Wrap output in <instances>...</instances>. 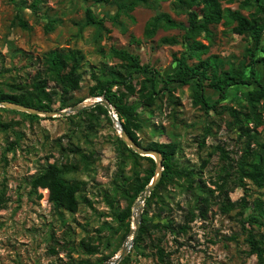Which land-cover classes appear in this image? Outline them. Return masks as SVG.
Returning <instances> with one entry per match:
<instances>
[{
	"label": "rangeland",
	"instance_id": "1",
	"mask_svg": "<svg viewBox=\"0 0 264 264\" xmlns=\"http://www.w3.org/2000/svg\"><path fill=\"white\" fill-rule=\"evenodd\" d=\"M35 1L0 0L1 90L12 94L21 87H30L44 75V57L53 50H80L84 55V80L63 109L59 88L49 82V90L55 93L53 111H66V115L31 114L0 106V194L7 201L0 209V264H106L133 237L138 214L134 207L139 199L132 209L131 231L127 232L118 220L119 212L127 206L121 198V186L137 175L143 176L149 162L130 154L120 142L113 121L71 109L100 98L91 95V88L97 84L94 76H99L103 67L121 64L112 56L113 48L138 55L142 65L155 68L163 78L174 72L176 60L187 48L185 31L160 29L151 39L144 31L158 12L170 14L185 26L188 18L176 13L174 0H159L158 10L137 7L130 15L121 9V0H39L34 11ZM243 2L223 3V8L241 10L248 16L254 8L242 9ZM87 8L104 20V28L85 25ZM18 18L27 22L28 29L19 26ZM235 25L223 21L211 27L212 43L203 59L216 56L219 72L231 65L241 70L249 64V50H255L256 58L264 57V37L257 47L249 36L234 33ZM47 26H51L49 31ZM164 39L176 43H164ZM199 40L209 44L204 35ZM245 74L249 76L248 68ZM256 74L263 84V64H257ZM143 79L140 74L134 75L133 84L139 88ZM257 87L231 88L218 112L206 113L193 104L194 84L161 94L153 107L140 105L142 128L138 135L142 146L150 142L178 144L179 167L193 174L191 178L176 177L158 190L157 198L141 205V222L144 218L153 224H172L176 231H158L142 243L134 242L126 264H257V257L249 255L241 208L224 213L221 202L226 193L219 189L226 178L232 202L245 198L250 208L256 200L264 204V188L248 180L244 186L236 185V164L244 156L249 140L236 125L232 110L246 112V93ZM117 90L115 86L113 91ZM207 94L212 100L218 98L208 87ZM130 101L137 102L138 97ZM28 115L38 118L32 120ZM252 131L262 143L264 126ZM220 147L229 155L228 162L223 160ZM252 147L256 148L253 141ZM53 163L77 166L65 175L67 180L85 183L77 195V213L57 208L47 190L32 188V180ZM182 226L186 231H180ZM251 229L256 234L264 233L259 226ZM84 239H92L99 253L88 255L81 244ZM158 247L166 256L164 263L159 259Z\"/></svg>",
	"mask_w": 264,
	"mask_h": 264
},
{
	"label": "trees",
	"instance_id": "2",
	"mask_svg": "<svg viewBox=\"0 0 264 264\" xmlns=\"http://www.w3.org/2000/svg\"><path fill=\"white\" fill-rule=\"evenodd\" d=\"M103 3H113L115 0H97ZM121 9L124 13L130 15L137 7H147L152 10L159 9V0H121ZM166 1V0H162ZM234 0H174L173 7L177 14H185L188 18V25L175 20L170 14L158 12L146 25L144 35L146 38H153L160 29L175 30L181 29L185 31L184 38L187 42L186 50L176 60L178 62L177 69L170 73L166 78L159 75V72L149 66L142 65L141 59L124 49H112V56L121 62L120 65L100 70L99 76H94L97 84L91 88V95L95 97H103L115 110L123 129L128 137L139 147L147 150H154L162 157V175L155 185L154 190L146 199L149 204L153 198L158 197V190L169 183L176 177L191 178L193 172L186 171L179 167L176 160L178 153V144L174 142L160 143L150 142L146 146H142L139 139V131L142 128V119L138 112L140 105L145 107H153L156 99L165 92L172 93L177 86L195 85L196 90L193 95V104L200 107L206 113L210 111L218 112L219 104L229 95L230 89L236 86L257 84L256 89H252L246 93L247 101L246 112H238L232 110L233 118L236 125L242 132V135L248 138L249 142L244 151V156L236 164V175L238 186H244L245 181H252L257 187L264 188V141L258 142L253 136V129L264 126V83H260L257 79L256 66L263 64L264 57L256 58V52L250 51L249 64L245 65L241 70H237L233 65L227 70L219 72V61L216 56L203 59L210 50L212 43L211 27L219 25L223 21L229 24L235 23L234 33L243 36H249L256 46H260L264 37V1L244 0L242 9H252L248 16L242 14L241 10H231L223 8V3L231 4ZM39 0L32 4L35 11L38 7ZM131 17V16H130ZM19 26L28 29V24L21 18H18ZM86 26H99L104 28V20L98 19L94 15L92 9L86 10ZM51 26H47L49 31ZM209 41L205 44L199 40L203 36ZM164 43H173L174 39H164ZM196 61L197 64H191ZM84 55L80 50H53L48 52L44 57L45 72L30 87H21L19 92L8 94L0 88V102H9L22 105L31 109L50 112L53 111L55 93L49 90V82L55 83L60 91L61 108L66 107L67 101L71 95L79 91L83 82L82 65ZM249 69V76L245 74V70ZM142 75L143 80L140 87L137 88L133 84L134 75ZM1 77V72H0ZM161 82V83H160ZM208 82V86L205 83ZM117 86L118 90L113 91ZM207 87L218 94V98L212 100L207 94ZM134 96L138 97L137 102H131ZM92 113L97 118L105 117L110 123L112 119L104 105L98 104L91 109H85L80 114ZM29 118L36 119L38 116L28 115ZM250 124H254V128H250ZM256 131V130H254ZM131 155L143 158L149 162V169L143 176L137 175L132 180L121 186V198L126 201L127 206L118 214V220L122 226H126L127 232H130V219L132 218V209L135 202L144 194L146 188L156 175V162L150 157H141L132 149L128 148L124 141L119 139ZM252 141L256 148L252 147ZM204 145V142L201 144ZM223 160L229 161L230 157L224 148H219ZM230 167H234L229 162ZM75 165L61 166L57 163L49 164L47 168L32 182L33 190H47L49 200L59 209H63L70 213L79 211L80 202L77 198L78 193L82 190L85 183L78 180H67L65 175L76 170ZM228 180L223 179L219 189L226 193V199L221 202V209L224 213L234 210L237 206L241 208L243 218L241 220L242 227L247 232V242L250 246L249 255L257 257V264H264V233L256 234L251 227L259 226L264 230V204L260 200L253 203L250 208L245 198L239 202H232L228 196L227 190ZM233 189V188H231ZM208 203V199H205ZM7 201L4 194H0V209L6 207ZM160 231H176L172 224H153L143 218L141 228L136 237L135 243L144 242L153 233ZM180 231H186V227H180ZM82 246L88 255H96L99 248L93 244L92 239L82 240ZM159 259L164 263L165 254L162 248L158 247ZM129 262L126 257L120 264Z\"/></svg>",
	"mask_w": 264,
	"mask_h": 264
},
{
	"label": "water",
	"instance_id": "3",
	"mask_svg": "<svg viewBox=\"0 0 264 264\" xmlns=\"http://www.w3.org/2000/svg\"><path fill=\"white\" fill-rule=\"evenodd\" d=\"M101 104L106 107V109L109 112V116L111 117L114 125L116 128L119 130V135L122 141L125 142L128 148L132 149L135 153L143 156V157H150L152 158L157 165V172L149 186L146 188V191L144 194L139 198V201L135 204L134 209L138 211V214L135 215V228H133V237L131 240L127 243L126 247L122 250V252L112 261L106 263V264H119L127 255L128 250L130 249L131 245L135 242L136 237L139 233V230L141 228L142 222H141V212H142V207L141 205L145 203L146 199L150 196L151 192L154 190L155 185L158 183L163 167H162V157L161 155L154 151V150H147L142 147L137 146L126 134L125 130L122 127V124L120 123L118 116L114 110V108L104 100L103 97L97 98L94 101H92L89 104H82L80 106H75L73 109H71V112H81L82 110L85 109H91L95 107L96 105ZM0 106H8L12 107L14 109H18L21 111H25L31 114H44V115H54V114H59V115H66L68 112L66 111H40L36 109H31L22 105L14 104V103H9V102H0Z\"/></svg>",
	"mask_w": 264,
	"mask_h": 264
}]
</instances>
